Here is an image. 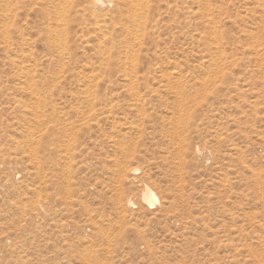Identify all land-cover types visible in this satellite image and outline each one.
<instances>
[{
  "label": "rangeland",
  "instance_id": "rangeland-1",
  "mask_svg": "<svg viewBox=\"0 0 264 264\" xmlns=\"http://www.w3.org/2000/svg\"><path fill=\"white\" fill-rule=\"evenodd\" d=\"M146 1L0 0V264H264V0Z\"/></svg>",
  "mask_w": 264,
  "mask_h": 264
},
{
  "label": "bare ground",
  "instance_id": "bare-ground-1",
  "mask_svg": "<svg viewBox=\"0 0 264 264\" xmlns=\"http://www.w3.org/2000/svg\"><path fill=\"white\" fill-rule=\"evenodd\" d=\"M69 1V0H68ZM114 0H89V5H90V9H92L93 10V12H94V17H95V15H98V14H105L106 16L108 15V12H111L112 11V9H110L111 7H113V5H112V2H113ZM145 2H148V1H146L145 0ZM64 3H65V1H64ZM63 3V4H64ZM131 3V2H130ZM137 3V2H136ZM141 3H143V2H141ZM65 4H67V3H65ZM64 4V5H65ZM134 5V4H133ZM132 5V6H133ZM63 6V5H62ZM135 6V5H134ZM129 7V6H128ZM148 7V6H147ZM61 9H62V7H61ZM135 9H138V8H135ZM63 10V9H62ZM62 10L60 11V12H62ZM141 11V10H140ZM134 13H136V12H134ZM138 13V12H137ZM64 14V13H63ZM134 15V14H133ZM137 15V14H136ZM146 15V14H145ZM61 16H63L62 15V13H61ZM134 17V16H133ZM137 17H138V15H137ZM147 16H145V18H146ZM140 18V17H139ZM134 19V18H133ZM136 21V20H135ZM144 23V22H143ZM135 24V23H134ZM137 27V26H136ZM139 27H141V26H139L138 25V29H139ZM136 30V29H135ZM137 31V30H136ZM141 33V32H140ZM264 39V38H263ZM223 51V50H222ZM221 51V52H222ZM224 53V52H223ZM136 172H138V170H135V173ZM140 173V172H139ZM140 175V174H139ZM143 200H144V202L146 203V205H148L149 207H151L152 209H154L159 203H160V199H159V197H158V195L153 191V190H151L150 188H147L146 190H145V192L143 193ZM132 205H133V202H132ZM131 206V205H130Z\"/></svg>",
  "mask_w": 264,
  "mask_h": 264
}]
</instances>
